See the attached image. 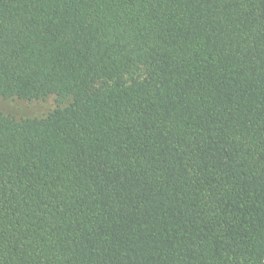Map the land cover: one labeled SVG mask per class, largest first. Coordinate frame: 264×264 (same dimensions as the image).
Instances as JSON below:
<instances>
[{
	"label": "trees",
	"instance_id": "1",
	"mask_svg": "<svg viewBox=\"0 0 264 264\" xmlns=\"http://www.w3.org/2000/svg\"><path fill=\"white\" fill-rule=\"evenodd\" d=\"M0 264H264V0H0Z\"/></svg>",
	"mask_w": 264,
	"mask_h": 264
},
{
	"label": "rangeland",
	"instance_id": "2",
	"mask_svg": "<svg viewBox=\"0 0 264 264\" xmlns=\"http://www.w3.org/2000/svg\"><path fill=\"white\" fill-rule=\"evenodd\" d=\"M53 102L27 103L21 101H7L0 99V111L6 114L21 116H42L53 109Z\"/></svg>",
	"mask_w": 264,
	"mask_h": 264
}]
</instances>
